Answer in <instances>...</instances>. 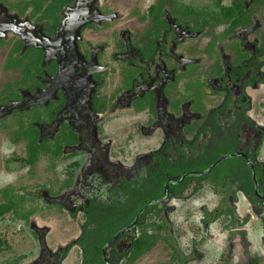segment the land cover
<instances>
[{"label": "flooded vegetation", "instance_id": "af4514ba", "mask_svg": "<svg viewBox=\"0 0 264 264\" xmlns=\"http://www.w3.org/2000/svg\"><path fill=\"white\" fill-rule=\"evenodd\" d=\"M135 250L264 261V0H0V264Z\"/></svg>", "mask_w": 264, "mask_h": 264}, {"label": "rangeland", "instance_id": "374dc122", "mask_svg": "<svg viewBox=\"0 0 264 264\" xmlns=\"http://www.w3.org/2000/svg\"><path fill=\"white\" fill-rule=\"evenodd\" d=\"M2 230V229H1ZM256 233L259 231V227H256ZM213 248L215 247L214 245H212ZM168 252V253H166ZM209 252V259L207 264H227V262L221 261L220 259L217 260L216 256H215V252L213 250L208 251ZM169 250L163 251L158 257L155 256L154 254H150V255H146L144 257H140L134 261H132L131 263H124V264H155L156 262H164L163 260H167V255H169ZM260 264H264V261L261 262Z\"/></svg>", "mask_w": 264, "mask_h": 264}, {"label": "trees", "instance_id": "16d2710c", "mask_svg": "<svg viewBox=\"0 0 264 264\" xmlns=\"http://www.w3.org/2000/svg\"><path fill=\"white\" fill-rule=\"evenodd\" d=\"M136 249V248H135ZM141 254V253H140ZM139 254V255H140ZM138 256V255H137ZM137 256H136V250L134 251V254L132 255V258H130L128 261L129 262H131V261H134L136 258H137Z\"/></svg>", "mask_w": 264, "mask_h": 264}, {"label": "clouds", "instance_id": "9594fccd", "mask_svg": "<svg viewBox=\"0 0 264 264\" xmlns=\"http://www.w3.org/2000/svg\"><path fill=\"white\" fill-rule=\"evenodd\" d=\"M254 262H255V264H260V263L263 262V261H261V260H260V261L255 260Z\"/></svg>", "mask_w": 264, "mask_h": 264}]
</instances>
